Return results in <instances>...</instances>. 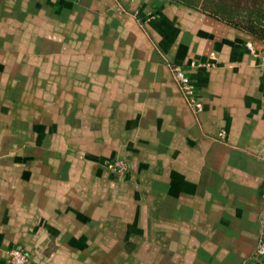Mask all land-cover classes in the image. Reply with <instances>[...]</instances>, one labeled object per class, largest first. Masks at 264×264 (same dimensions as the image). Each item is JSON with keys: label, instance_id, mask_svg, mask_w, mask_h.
<instances>
[{"label": "crops", "instance_id": "obj_1", "mask_svg": "<svg viewBox=\"0 0 264 264\" xmlns=\"http://www.w3.org/2000/svg\"><path fill=\"white\" fill-rule=\"evenodd\" d=\"M170 1L0 0V264L13 249L29 264H75L84 204L66 202L73 231L54 205L63 193L85 196L89 164L135 151L130 208L111 222L127 237L106 235V244L129 253L161 239L174 255L188 247L189 264H264L255 252L264 235V47ZM210 55L213 68L191 66ZM168 62L189 78L198 114ZM221 129L227 143L212 141ZM202 145L221 155L207 148L199 159ZM183 148L194 158L176 159ZM54 150L72 151L57 199L38 193V174L21 172ZM183 161L191 168L181 173Z\"/></svg>", "mask_w": 264, "mask_h": 264}, {"label": "rangeland", "instance_id": "obj_2", "mask_svg": "<svg viewBox=\"0 0 264 264\" xmlns=\"http://www.w3.org/2000/svg\"><path fill=\"white\" fill-rule=\"evenodd\" d=\"M119 2V0H117ZM170 1V0H169ZM173 2V1H170ZM124 13V12H123ZM248 35V34H247ZM250 36V35H249ZM253 40L259 42L264 47V42H261L257 40L256 38L250 36ZM246 46V45H245ZM253 46V45H252ZM167 65H169V73L173 81L177 84V88L179 90V93L183 99V101L186 103L187 107L191 111L193 115L198 114L202 110V105L199 103V101L196 100L195 97V91L193 93V98L197 103H199L200 107L196 108L189 100L188 96H185L182 91L179 88V84L174 76V73L172 71L173 67H180L179 65H176L174 63L168 62ZM192 67H202L205 69H210L215 66V60L213 55H210L208 60L205 62H199L194 63L191 65ZM181 68V67H180ZM226 133L224 129H221L218 131L214 136L213 140L210 139V141H214L215 143H227L226 142ZM185 137V135H183ZM61 138L60 135H54V139L57 140ZM54 140V141H55ZM199 142L203 141L199 137ZM207 140V139H206ZM187 142V140H185ZM205 141V140H204ZM209 141V139H208ZM187 145L188 142H187ZM206 145V144H205ZM205 145H202L198 150V158L205 157L206 149L208 148V152L210 153V156L212 154H216V149H211V147H206ZM68 152L72 151H58L54 150L53 152L49 151L48 153H42L41 151H38V158L44 157V163L37 164V166H31L29 167V172L26 170H22L21 172L30 173V174H38L39 175V181H38V193L42 190H45L47 193V196H52L51 198H55L54 189L57 185L56 180L58 179V175H63L66 170L65 162L67 159L64 160L65 156ZM137 151L134 152V155H113V157L110 158H104L102 161L93 162L90 165L91 170L89 172V169H87V173L89 178L92 171L93 180L86 181L85 185V196L78 198H71L67 199L66 194L64 197H59L60 200L65 201L62 203H57L54 205V212L56 214H63L65 216L64 220L68 219V214L65 206H67V201L71 200V203L74 202V205L76 206L78 203L84 204L85 207V220L80 227V229L77 231L78 235H82L83 239L80 242V245L78 246L81 250L78 252L80 255L76 257V261L79 264H187L186 261H184L185 257L187 256L185 248L188 247H179V249L176 252V255L173 254V249L175 248V245H169L165 246L162 245L161 239L156 240V242H152V245L147 244H140L138 247H134L133 252H125V246L122 245H113V244H106L105 237L108 236H117L119 238L127 237V231L125 229H118V231L111 228V225L113 222V219H117V216L120 215L121 211L126 208H130V206H127L128 204V192L129 189L127 186H129V181L132 179L133 175L137 176V168H134V163L137 162L136 154ZM148 153H151L148 151ZM177 155H175L176 159H179V154L181 153V159H192L193 157V150L183 148L181 150H176ZM221 155V152H218ZM100 157H103L102 154L97 155L96 158L99 159ZM88 159V157H86ZM47 161L48 164H45ZM136 161V162H135ZM53 163V164H52ZM183 165H188L189 161H183L181 162ZM118 164V166H116ZM116 168V169H114ZM191 168L190 165L183 166L181 173L187 172V170ZM136 169V170H135ZM42 175L46 178H49L47 176L53 175L55 177L54 181H48L43 180ZM42 177V178H41ZM142 184V183H141ZM159 186H162L160 184ZM167 187V185L165 186ZM53 188V191H52ZM155 188L152 183H149V189ZM157 188V186H156ZM163 188V186H162ZM53 193V194H52ZM40 195H45L44 193ZM125 196V197H124ZM64 198V199H62ZM160 197L157 196V199L159 200ZM40 200V199H39ZM84 201V203H83ZM152 202V200H151ZM163 201L160 203H152V205H159L162 204ZM68 207V206H67ZM77 207V206H76ZM96 209V210H95ZM99 210V211H97ZM119 210V211H118ZM51 211V210H50ZM69 213L70 217L73 216L74 211ZM118 211V215L117 212ZM77 213V212H76ZM112 218V219H111ZM95 221V222H94ZM66 229L68 228L70 231H73L77 229L75 226H71L72 224L69 223V220L65 221ZM94 223V224H93ZM93 227H96L94 230ZM157 230V231H156ZM154 232L158 234V229H156ZM112 234V235H111ZM132 234V233H131ZM141 235V234H140ZM130 237V236H129ZM71 247V246H70ZM72 248V247H71ZM9 251L7 252L8 256ZM73 254V253H72ZM75 260V258L72 256V258L69 257L68 260ZM77 262L75 264H77ZM71 264V263H66ZM189 264V263H188Z\"/></svg>", "mask_w": 264, "mask_h": 264}, {"label": "trees", "instance_id": "obj_3", "mask_svg": "<svg viewBox=\"0 0 264 264\" xmlns=\"http://www.w3.org/2000/svg\"><path fill=\"white\" fill-rule=\"evenodd\" d=\"M264 42V0H171Z\"/></svg>", "mask_w": 264, "mask_h": 264}, {"label": "built area", "instance_id": "obj_4", "mask_svg": "<svg viewBox=\"0 0 264 264\" xmlns=\"http://www.w3.org/2000/svg\"><path fill=\"white\" fill-rule=\"evenodd\" d=\"M246 48L248 49V51L251 54H255V50H254L251 43H247ZM172 71L174 73V76H175V78L179 84V88L182 91V93L185 96L189 97L188 100L196 108H199L200 107L199 103H197V101H195L193 98L194 87L190 83L189 78L183 72L182 68L173 67ZM116 166H118V164H116ZM114 169H116V168H114ZM255 252H256L257 256L264 257V235L262 236L260 243L258 244ZM7 263L8 264H29V257L25 252H23L21 250L13 249L8 253Z\"/></svg>", "mask_w": 264, "mask_h": 264}]
</instances>
